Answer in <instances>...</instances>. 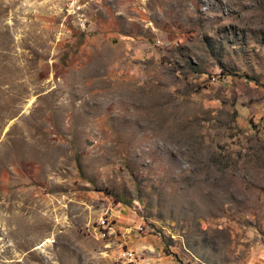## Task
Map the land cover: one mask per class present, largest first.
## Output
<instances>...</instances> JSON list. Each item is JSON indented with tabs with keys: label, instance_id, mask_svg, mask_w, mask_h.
<instances>
[{
	"label": "rangeland",
	"instance_id": "rangeland-1",
	"mask_svg": "<svg viewBox=\"0 0 264 264\" xmlns=\"http://www.w3.org/2000/svg\"><path fill=\"white\" fill-rule=\"evenodd\" d=\"M0 264H264V0H0Z\"/></svg>",
	"mask_w": 264,
	"mask_h": 264
}]
</instances>
